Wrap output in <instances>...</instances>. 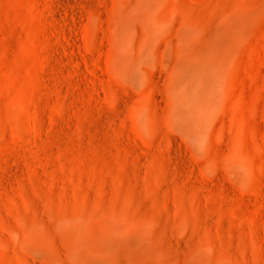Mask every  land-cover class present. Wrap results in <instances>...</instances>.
Wrapping results in <instances>:
<instances>
[{"label":"rangeland","instance_id":"1","mask_svg":"<svg viewBox=\"0 0 264 264\" xmlns=\"http://www.w3.org/2000/svg\"><path fill=\"white\" fill-rule=\"evenodd\" d=\"M0 264H264V0H0Z\"/></svg>","mask_w":264,"mask_h":264}]
</instances>
